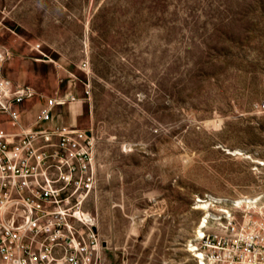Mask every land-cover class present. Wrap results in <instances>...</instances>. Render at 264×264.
Wrapping results in <instances>:
<instances>
[{
  "label": "rangeland",
  "instance_id": "obj_1",
  "mask_svg": "<svg viewBox=\"0 0 264 264\" xmlns=\"http://www.w3.org/2000/svg\"><path fill=\"white\" fill-rule=\"evenodd\" d=\"M11 1L1 72L94 136L100 264H198L205 218L264 221V0H22L21 31Z\"/></svg>",
  "mask_w": 264,
  "mask_h": 264
},
{
  "label": "built area",
  "instance_id": "obj_2",
  "mask_svg": "<svg viewBox=\"0 0 264 264\" xmlns=\"http://www.w3.org/2000/svg\"><path fill=\"white\" fill-rule=\"evenodd\" d=\"M8 56L0 44V113L19 124L20 105L37 92L2 74ZM61 103L49 98L37 122L50 120ZM94 156L88 129L0 128V264H100L97 217L84 207L97 181ZM206 221L190 244L198 264H264L263 220L226 213L219 231L207 230Z\"/></svg>",
  "mask_w": 264,
  "mask_h": 264
},
{
  "label": "crops",
  "instance_id": "obj_3",
  "mask_svg": "<svg viewBox=\"0 0 264 264\" xmlns=\"http://www.w3.org/2000/svg\"><path fill=\"white\" fill-rule=\"evenodd\" d=\"M11 2L10 3L8 2L9 3L8 6L10 9H12L11 15H9V17L12 19L13 26L15 27V29L19 28V31H21L22 28L24 30L28 29V26L30 24H28L27 21L25 20V17L19 13V10H21V8L23 7L22 0H12ZM16 31H14V33H16ZM19 31L16 33L18 36L19 34H21V32ZM20 43L21 42L19 38H15V41L9 42L8 47L19 48ZM13 81L22 83L21 81H17L16 79H13ZM55 106L53 107L52 110V118L48 121H42L38 123L37 120L39 114L37 112L39 111L40 108L39 102L32 103L31 100L26 101L20 105L21 116H22L21 122L19 124H15L10 119H8L6 115L0 113V128H3L10 133H22L29 129L37 130L44 127L54 129V128H67L73 126L75 124V117L73 116L74 114L72 113L73 111L71 109L69 110H67L66 108L61 109Z\"/></svg>",
  "mask_w": 264,
  "mask_h": 264
},
{
  "label": "bare ground",
  "instance_id": "obj_4",
  "mask_svg": "<svg viewBox=\"0 0 264 264\" xmlns=\"http://www.w3.org/2000/svg\"><path fill=\"white\" fill-rule=\"evenodd\" d=\"M202 229H200L199 231L201 232Z\"/></svg>",
  "mask_w": 264,
  "mask_h": 264
}]
</instances>
